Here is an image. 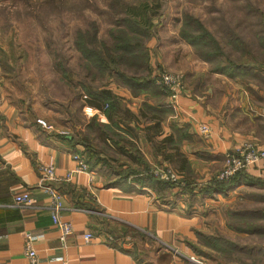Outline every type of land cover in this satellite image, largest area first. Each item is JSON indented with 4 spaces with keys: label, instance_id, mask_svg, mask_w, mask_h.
I'll return each mask as SVG.
<instances>
[{
    "label": "crops",
    "instance_id": "obj_1",
    "mask_svg": "<svg viewBox=\"0 0 264 264\" xmlns=\"http://www.w3.org/2000/svg\"><path fill=\"white\" fill-rule=\"evenodd\" d=\"M249 49L235 51L249 67L234 73L211 71L189 46L179 58L174 53L168 63L185 76L175 101L164 96L154 102L150 95L133 97L110 88L119 110L129 115L109 119L86 104L90 122L98 116L96 123L111 131L93 130L80 141L53 127L50 107L14 94L0 67V264H27L28 235L39 262L62 257L67 264H149L143 245L161 246L157 258L173 251L200 259V245H220L221 252L235 257L220 258V264H264V160L239 171L225 191L198 190L222 168L227 151L244 142L264 145V51L252 42ZM157 63H163L158 55ZM143 102L155 112H143ZM201 124L210 129L208 136L198 132ZM75 153L84 158L85 171H73ZM51 161L59 180L43 176L42 167ZM154 164L172 166L190 179L192 190L178 194L143 179L140 173ZM46 186L59 193V218L72 225L63 243ZM22 192L28 202L14 205L13 196ZM87 233L91 238H84ZM202 259L215 264L213 258Z\"/></svg>",
    "mask_w": 264,
    "mask_h": 264
},
{
    "label": "rangeland",
    "instance_id": "obj_2",
    "mask_svg": "<svg viewBox=\"0 0 264 264\" xmlns=\"http://www.w3.org/2000/svg\"><path fill=\"white\" fill-rule=\"evenodd\" d=\"M146 2L158 7L157 14L151 18V33L144 37V44L150 48L149 76L153 83L161 72L181 74L185 82L184 74L173 71L168 62L173 61L174 53H179L178 58L182 56L188 46L191 53L201 60L179 34L185 14L199 20L216 38L236 36L243 41L242 44L237 42L238 49H249L250 40L259 32L264 34V0H0V67L9 77V87H13V93L20 97L35 99L38 106L45 104V110L50 107L53 127L56 126L57 131H69L74 141L83 140L82 137L90 131L101 130L97 126L99 123L90 122L89 111L84 109L87 96L79 80L88 72L78 47L83 45L85 38L93 37V43L97 44L102 40L108 41L109 32L121 25V21L131 18L125 14V7L134 8ZM121 28L128 27L122 24ZM179 41L181 45L173 48V44ZM235 51L233 49L228 54L235 57ZM156 55L162 57V65L156 64ZM87 78L82 81L85 85L89 81ZM98 81L92 82L91 89L105 85L104 79ZM105 86L108 89H125L133 96L129 88L117 86L113 81ZM161 92L167 96L162 89ZM152 99L159 102L153 96ZM117 105L119 107V102ZM103 110L96 113H103ZM96 119L99 122L98 116ZM85 148L89 150L91 146ZM166 167L175 170L168 164H154L143 172L166 183L168 181L152 172ZM180 181L184 184L172 187L178 194L181 193L179 187L187 185L190 179L182 175ZM164 185L166 189L168 184ZM168 195L173 198L172 193ZM160 248L159 245H143V260L149 264H204V257L213 258L215 264H220V258L226 261L223 255L226 252L209 249L208 245H200L197 249L196 254L201 259L173 251L162 252L157 258ZM165 253L172 256L173 262L165 259ZM230 256L235 258L233 253Z\"/></svg>",
    "mask_w": 264,
    "mask_h": 264
},
{
    "label": "trees",
    "instance_id": "obj_3",
    "mask_svg": "<svg viewBox=\"0 0 264 264\" xmlns=\"http://www.w3.org/2000/svg\"><path fill=\"white\" fill-rule=\"evenodd\" d=\"M156 8L158 7L148 2L134 8L126 6L125 14L131 18L121 22L127 25V29H122V24L114 27L115 29L109 32V40L99 41V44L93 43L95 40L93 37L83 39L84 43L81 47H78V43L76 42L77 47L82 53V60L85 62L84 68L86 67L88 72L86 73V77L83 76L82 80H79V84H82L86 91L87 98L85 104L99 110L103 108V114L109 119L117 113L129 115L128 110H119L117 97L105 86L110 81H113L117 86L129 88L133 96L146 94L151 97L153 96L156 100H160L165 96L164 93L163 95L161 94V89L155 86L149 76L151 73V65L149 62L150 48L144 44L145 38L151 33V18L157 14ZM179 34L192 47L194 53L202 61L208 63L210 70L213 72L234 73L235 71L249 67L247 61L243 60L239 55L232 57L228 54L231 50H238L239 48L237 42L240 39H237L236 36L226 35L221 36L223 39L220 37L216 38L199 20L187 14L184 15V19L182 20ZM255 36L256 40L251 39L249 44L251 45V42L257 44L259 50L263 52L264 34L259 32ZM238 43L242 44L243 41L241 40ZM227 49H230V52ZM241 50L246 52L250 49ZM91 69L94 70L92 71ZM87 77H89V81L85 85L83 80H87ZM103 79L105 80V85L101 88L96 86L97 88L91 89L92 82L98 80L103 81ZM93 99L99 102L96 103ZM142 108L143 112H155V108L146 102H143ZM97 126L101 128L100 131L104 135H108L111 131V127L108 124L99 123ZM72 141H74L73 138ZM123 172L124 170H119L116 173L122 174ZM126 173L128 175L137 174V171H128ZM235 175L228 180L211 178L210 181L201 185L198 190L201 194L208 195L225 191L229 188ZM140 176L147 181L161 185V187L165 186L164 184H168L166 187L175 186L170 182H160V180L154 179L144 172L140 173ZM190 185V183H187L184 187H179V192H189L192 190ZM218 238L216 236V239ZM208 246L215 250H220L221 248L220 245ZM223 255H225L226 259L231 258L229 252L223 253Z\"/></svg>",
    "mask_w": 264,
    "mask_h": 264
},
{
    "label": "built area",
    "instance_id": "obj_4",
    "mask_svg": "<svg viewBox=\"0 0 264 264\" xmlns=\"http://www.w3.org/2000/svg\"><path fill=\"white\" fill-rule=\"evenodd\" d=\"M154 84L158 85L164 92H166L170 100L175 101L180 93L184 90L185 82L183 80V75L181 74L161 72L154 78ZM38 122L45 126L44 121L38 120ZM198 132L201 135L208 136L210 134V129L207 125L201 124L198 127ZM73 159L77 164L73 171L78 172L86 170V162L80 153L73 154ZM261 160H264V145L257 146L253 143L244 142L225 153L222 168L218 173H216L214 178L218 180H228L239 171L250 165L258 163ZM53 169L54 164L52 161L42 167L43 176L46 180L55 181L60 179L54 175ZM152 172L162 180H166L174 185L181 186L184 184V182L180 181L181 175L169 167H166L161 171L152 170ZM70 176L71 173L69 172L66 174L65 179H69ZM45 188L50 198L52 223L57 227L59 238L63 243L66 237L72 232V225L70 222L63 221L59 218V210L61 208L59 193L55 189L48 186ZM28 200V193L22 192L13 196L12 203L14 205H23L28 202ZM84 238H91V234L87 233ZM33 239V236L28 235L24 242V255L27 259V264H67L66 261L62 259V257L57 258L56 261L53 262H39L36 258V251L31 244Z\"/></svg>",
    "mask_w": 264,
    "mask_h": 264
}]
</instances>
